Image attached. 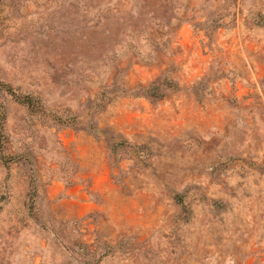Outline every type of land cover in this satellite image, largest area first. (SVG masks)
Wrapping results in <instances>:
<instances>
[{"label":"rangeland","instance_id":"rangeland-1","mask_svg":"<svg viewBox=\"0 0 264 264\" xmlns=\"http://www.w3.org/2000/svg\"><path fill=\"white\" fill-rule=\"evenodd\" d=\"M0 264H264V0H0Z\"/></svg>","mask_w":264,"mask_h":264}]
</instances>
